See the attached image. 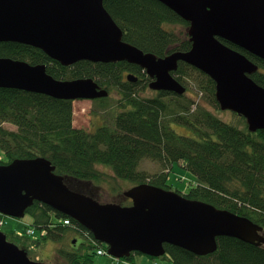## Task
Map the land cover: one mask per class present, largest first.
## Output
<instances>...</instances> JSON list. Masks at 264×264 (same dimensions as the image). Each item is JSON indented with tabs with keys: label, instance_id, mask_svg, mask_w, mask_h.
Returning <instances> with one entry per match:
<instances>
[{
	"label": "water",
	"instance_id": "water-1",
	"mask_svg": "<svg viewBox=\"0 0 264 264\" xmlns=\"http://www.w3.org/2000/svg\"><path fill=\"white\" fill-rule=\"evenodd\" d=\"M103 1L0 0V43L33 47L63 67L80 61L126 62L153 80L149 89L176 96L186 92L171 75L182 62L215 83V99L222 112L242 117L251 133L264 131V88L250 78L258 68L220 41L264 61V0H155L188 23L191 49L164 58L124 42ZM126 80L134 84L137 78L129 74ZM0 89L71 102L108 97L92 79L56 81L44 66L2 58ZM123 196L131 200V206L100 203L74 192L43 158L0 165L1 216L23 219L35 202L46 205L84 228L113 259H129L133 254L159 259L165 255L164 245L205 257L216 251L221 237L264 245L262 227L177 192L146 183ZM0 264L46 263L30 260L0 231Z\"/></svg>",
	"mask_w": 264,
	"mask_h": 264
},
{
	"label": "trees",
	"instance_id": "trees-1",
	"mask_svg": "<svg viewBox=\"0 0 264 264\" xmlns=\"http://www.w3.org/2000/svg\"><path fill=\"white\" fill-rule=\"evenodd\" d=\"M103 6L120 28L122 40L143 53L164 58L191 49L188 23L155 0H104ZM172 24L184 28L181 38L166 29ZM220 41L258 67L250 78L264 88V61ZM0 58L44 66L56 81L92 79L106 91L120 88L124 108L112 122L87 131L73 127L71 101L0 89V165L43 158L54 167L56 175L64 178L69 189L92 197L91 189H97L96 184L107 177L100 171L101 166L108 168L114 179L170 190L167 182L176 164L196 179L185 195L179 194L244 217L264 232V131L251 133L242 117H236L234 123L225 122L200 102L184 103L183 96L172 93L140 98L137 87L146 83L149 88L150 79L144 75V81L129 83L127 75L137 78L143 71L126 62L80 61L63 67L38 49L11 42L0 43ZM171 75L184 87V80H193L207 105L218 107L215 83L209 77L182 62ZM102 102L101 108L105 109L106 103ZM5 124L13 125L15 130L5 128ZM174 124L187 127L194 136L177 134L171 127ZM144 159L157 162L160 172L149 175L139 171ZM26 214L37 237L13 232H6V236L14 238L24 250L29 249L32 259L36 250L31 251L30 246L57 242L70 230L88 234L97 246L91 244L84 253L70 255L69 264H93L96 250H107L75 221L70 219V225H65L68 218L46 205L35 202ZM216 243V251L205 257L164 245L165 255L160 260L162 264H264V245L251 246L227 237L217 238Z\"/></svg>",
	"mask_w": 264,
	"mask_h": 264
},
{
	"label": "rangeland",
	"instance_id": "rangeland-1",
	"mask_svg": "<svg viewBox=\"0 0 264 264\" xmlns=\"http://www.w3.org/2000/svg\"><path fill=\"white\" fill-rule=\"evenodd\" d=\"M166 29L172 31V33L181 38V35L185 32L181 25L172 24L166 26ZM172 48V46H170ZM186 92L183 94V102L188 100L200 102L205 109L213 114L218 119L225 122H236L238 117L234 113L224 111L222 112L218 107L214 108L207 105L204 100V96L198 91L197 86L193 80H184ZM146 83H142L137 87V95L140 98H153L160 92H155L145 86ZM120 88H112L110 90L109 98L104 100L89 101V100H76L72 102L73 110V127L76 129H83L87 131H94L97 127H101L104 124H108L113 121L115 115L120 113L124 108L121 107L122 96L120 95ZM166 93V92H165ZM176 96V95H175ZM167 100L169 97H166ZM102 101L106 103L105 109L101 108ZM5 128L9 130H15V127L11 124H5ZM172 129L179 135L193 137L194 135L187 127L183 125H172ZM0 154V158H2ZM100 171L106 174V180L96 184L99 188V192L95 195L99 196L100 201L103 203H113L119 201L120 195L127 190L135 186L134 183L114 179L110 170L106 167H99ZM139 171L145 172L149 175H154L160 172L161 168L157 162L144 159L140 162ZM196 179L192 174L180 169L176 164L173 167V171L170 173L167 185L170 186V190L185 195L188 189L195 185ZM5 223L4 227H1L2 232H13L19 235H26L29 238L37 237L34 233L27 232L26 228L31 225V217L27 214L23 219H14L11 217H0ZM77 232L73 230L69 231L66 235L59 237L57 242L46 241V243L40 247L30 246V250H36L35 254H32L34 262H45L52 264H69L70 255L76 256L82 254L92 244L88 234L81 233V236L76 235ZM83 238V239H82ZM72 241L76 243L73 245ZM30 244V243H28ZM93 245V244H92ZM97 246V245H93ZM99 249L96 250V255L93 264H162L160 259H152L149 257L135 254L132 260L118 261L108 255H99ZM32 253V252H31ZM30 253V254H31Z\"/></svg>",
	"mask_w": 264,
	"mask_h": 264
},
{
	"label": "flooded vegetation",
	"instance_id": "flooded-vegetation-1",
	"mask_svg": "<svg viewBox=\"0 0 264 264\" xmlns=\"http://www.w3.org/2000/svg\"><path fill=\"white\" fill-rule=\"evenodd\" d=\"M255 57V56H254ZM257 58V57H256ZM259 59V58H258ZM180 63V62H179ZM178 63V64H179ZM258 68V67H257ZM258 72V71H257ZM148 78V79H150V82H152L153 80L151 79V78H149L146 74H145V72H142V74H141V76L139 77V76H137V81H144V78H146L145 76ZM137 81L135 82V83H137ZM134 83V84H135ZM103 89V88H102ZM119 92V91H118ZM120 93V92H119ZM109 95H110V91H108V97L107 98H109ZM106 98V99H107ZM103 99H105V98H102L101 100H103ZM98 100H100V99H98ZM94 101H97V100H94ZM98 102V101H97ZM99 192V188H97V189H95V188H92L91 189V196L94 198V199H96L98 202H100V203H103L102 201H100V199H99V196L98 195H95L96 193H98ZM113 204H120V205H122V206H131V204H132V202H131V200L130 199H127V198H125L124 196H123V194L122 195H120V197H119V201H115V202H113ZM60 220H62V219H60ZM71 223V222H70ZM70 225V224H69ZM26 230H27V228H26ZM5 235H6V233L5 232H3ZM77 236H81V231H78L77 232V234H76ZM82 237V236H81ZM6 239H7V241L8 242H10V243H13V244H15L19 249H21V250H24V248H23V246L22 245H20L19 243H17L16 242V240L14 239V238H12L11 236H6ZM83 239V238H82ZM26 250V252H27V255H28V257L30 258V260H33L30 256H29V253H30V251H29V249H25ZM24 250V251H25ZM135 255V254H134ZM131 257H133V255H131L130 256V258ZM129 258V259H130ZM129 259H124V260H121V261H129ZM44 262V261H43ZM45 263V262H44Z\"/></svg>",
	"mask_w": 264,
	"mask_h": 264
},
{
	"label": "built area",
	"instance_id": "built-area-1",
	"mask_svg": "<svg viewBox=\"0 0 264 264\" xmlns=\"http://www.w3.org/2000/svg\"><path fill=\"white\" fill-rule=\"evenodd\" d=\"M4 224H5V223L3 222V220H0V227H2ZM65 224L68 225V224H69V221H66ZM27 232L33 233L32 230H28ZM98 254H99V255H102V254H105V252L102 251V250H99V251H98Z\"/></svg>",
	"mask_w": 264,
	"mask_h": 264
}]
</instances>
